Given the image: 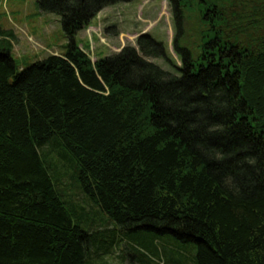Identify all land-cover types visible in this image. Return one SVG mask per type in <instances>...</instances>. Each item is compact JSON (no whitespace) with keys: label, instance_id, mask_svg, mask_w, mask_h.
Listing matches in <instances>:
<instances>
[{"label":"trees","instance_id":"1","mask_svg":"<svg viewBox=\"0 0 264 264\" xmlns=\"http://www.w3.org/2000/svg\"><path fill=\"white\" fill-rule=\"evenodd\" d=\"M124 1L38 0L68 44L23 70L0 31V264H264V17L217 8L175 72L145 34L93 62L77 35Z\"/></svg>","mask_w":264,"mask_h":264},{"label":"rangeland","instance_id":"2","mask_svg":"<svg viewBox=\"0 0 264 264\" xmlns=\"http://www.w3.org/2000/svg\"><path fill=\"white\" fill-rule=\"evenodd\" d=\"M179 1L183 7L177 5L176 8L171 0H127L113 4L102 10L89 27L77 35L76 40L95 62L99 58L119 53L125 47L138 50V39L145 34L161 42L166 52L165 56L151 57L149 60L164 70L175 72L182 64L175 43L180 48L190 50L196 57L202 42L201 34L210 29L212 22L220 23L217 8L223 6L225 17L231 20L235 16L234 11L243 12V3L247 4L246 0H226L225 5L220 0ZM230 1L235 2V5H229ZM247 1L245 16L252 17L255 8L263 18L264 0ZM0 31L5 35H14L12 55L20 70L50 55L63 54L68 44L61 17L41 10L38 0H0ZM58 159L56 157L54 160ZM66 182L69 183V180ZM77 199L79 202L83 200L79 193ZM109 228H114L111 223ZM126 244V241L120 243L114 253L106 258V262L142 264L139 255ZM157 244L166 249L186 246L188 251L184 256L188 259L193 251L190 244H181L170 236L159 237ZM151 264H167V260L165 257L154 258ZM184 264L192 263L187 260Z\"/></svg>","mask_w":264,"mask_h":264}]
</instances>
